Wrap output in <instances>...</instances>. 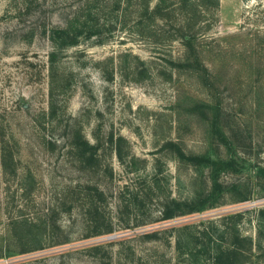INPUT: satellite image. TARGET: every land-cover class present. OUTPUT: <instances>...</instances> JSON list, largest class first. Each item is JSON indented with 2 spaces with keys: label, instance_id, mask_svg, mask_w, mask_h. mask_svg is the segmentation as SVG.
Wrapping results in <instances>:
<instances>
[{
  "label": "rangeland",
  "instance_id": "374dc122",
  "mask_svg": "<svg viewBox=\"0 0 264 264\" xmlns=\"http://www.w3.org/2000/svg\"><path fill=\"white\" fill-rule=\"evenodd\" d=\"M183 1L162 5L154 31L130 23L62 54L48 122L50 42L21 40L42 13L17 17L0 0V133L19 161L16 173L0 166V264H180L196 245L237 240L248 258L224 264H264V0ZM191 34L202 68L175 66L193 55ZM80 137L94 151L73 149ZM172 201L181 209L163 220ZM19 216L34 226H14ZM213 251L187 262L214 264Z\"/></svg>",
  "mask_w": 264,
  "mask_h": 264
},
{
  "label": "trees",
  "instance_id": "16d2710c",
  "mask_svg": "<svg viewBox=\"0 0 264 264\" xmlns=\"http://www.w3.org/2000/svg\"><path fill=\"white\" fill-rule=\"evenodd\" d=\"M15 1V11L17 17H22L27 14H39L40 19L35 22L34 25L30 26L26 31L25 35L22 37V41L31 42L35 38L37 33H42L50 42L51 50L48 54V71H49V113H43V115H48L49 121L54 122V118L57 117L60 96L63 93L62 84L59 80V62L62 54H64L70 48L79 46L85 40H93L96 43L103 44L112 38V34L117 29H125L127 25L133 23V28L138 34L148 33L150 28L153 29L154 22L163 11L162 5L166 3L167 0H159V3L152 8L151 3L154 0H14ZM184 7L193 6L196 7L197 2L195 0H184ZM58 6H63L64 9V19L60 24L50 23L47 12H54ZM165 8V7H164ZM188 23V22H187ZM186 26V25H185ZM182 27V31L185 28ZM185 34V33H183ZM183 37V35H182ZM186 37V36H185ZM184 40V45L188 50V53H193V55H188L186 59L181 60L175 66L185 67V66H201V58L198 54L197 43L195 35H190ZM208 107V105H204ZM39 126L46 129V123L37 120ZM41 128V129H42ZM6 134L0 133V166L6 173H10V165L13 163V173L17 172L18 159L16 157L17 149H15L14 144H11ZM14 140V137H13ZM72 147L79 152L81 144L91 147L92 151L96 148L95 145H91L87 140L78 139L74 141ZM173 149H176L178 155L183 158H189L182 152L178 144L174 142L167 143ZM83 150V149H82ZM84 151V150H83ZM191 160L197 162H204L210 164L215 169L225 168V165L230 164L222 161H203L200 157H191ZM259 177L264 175V167L258 170ZM23 191L26 194L28 192V185H22ZM182 204L180 202L172 201V205L167 207L163 213V220H169L173 218L178 210L181 209ZM14 226L26 229L30 226H34L29 219L24 217H17L13 219ZM95 232L100 234H112L113 226L107 222L99 224L96 220ZM151 237L156 236V234H150ZM243 241L251 243V238L242 237ZM233 244L230 247H223L222 245H217L214 247V251L211 249V242L208 246L202 245L199 247L196 245L189 249L188 252L183 253V258L180 264H189L187 261L189 256L193 258H199L204 255V252L211 253L213 251V262L214 264H224V258L229 259H241L248 258L251 246L244 248L240 246V241ZM94 247H100V245H95ZM184 246L179 245V249L182 252ZM208 250V251H204ZM189 255H188V254ZM223 259V261H222ZM190 264H193L190 262Z\"/></svg>",
  "mask_w": 264,
  "mask_h": 264
}]
</instances>
